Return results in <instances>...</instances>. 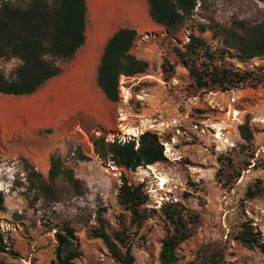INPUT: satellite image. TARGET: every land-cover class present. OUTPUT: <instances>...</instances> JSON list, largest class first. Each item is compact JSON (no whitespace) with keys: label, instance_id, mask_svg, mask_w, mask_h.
<instances>
[{"label":"rangeland","instance_id":"1","mask_svg":"<svg viewBox=\"0 0 264 264\" xmlns=\"http://www.w3.org/2000/svg\"><path fill=\"white\" fill-rule=\"evenodd\" d=\"M2 1L7 0H0V3ZM195 12L196 15L187 20L175 36L153 32L144 35L146 41L139 39L136 43L135 47L145 44L151 48L152 67L148 73L153 77L144 78L135 91L158 84L162 90H158L159 100L146 91L141 96H134L131 102L135 111L150 123H165V130L158 132L160 134L154 132L161 139L164 154L165 144L173 145L172 138H179L172 153L168 157L165 155L167 162L153 166L162 177L183 183L187 191L178 194L176 205L199 216L197 223L189 224L191 237L176 251L178 264H208L203 260L206 250L209 254L222 252L223 259L219 264H264V253L248 250L234 238L240 225L249 222L264 241V57L243 60L233 52L226 58V66L255 71L263 80L256 88L222 92L215 88L196 90L192 86L190 67L176 51L184 49L190 35L205 38L215 49L221 38L211 29L210 19L222 27L230 26L233 21L258 22L264 19V3L258 0H211L203 11L199 10L198 4ZM166 61L174 69L168 82L164 80L168 76L164 77L161 69ZM20 65L18 59H0V71L6 77H11ZM138 82L134 80L133 83ZM131 83L123 82L121 77L120 85L128 88ZM126 95L127 90H121V99ZM157 101L159 105L155 104ZM120 104L123 103L120 101ZM134 122L132 125H136ZM194 124L205 128L208 136L199 139L193 134L196 133ZM245 124L254 137L250 142L241 136L240 128ZM125 132L116 125L112 135L106 134L105 138L130 135ZM216 133L220 140L214 137ZM87 135L97 153L93 140L102 135ZM231 143L235 147L230 148ZM54 154H58L64 167L85 183L83 196H73L62 186L60 201L54 197L38 199L27 189L25 158H6L4 145L0 142V191L5 196L6 207L5 211H0V238L3 239L0 264L55 263L57 235L67 227L73 230L75 248L80 253L73 264H121L101 239L90 237L99 217L109 233L126 232V243L131 246L137 264H160L162 245L174 234V227L162 213V206L169 204L161 199L166 191L160 189L148 166L139 167L126 176L130 185H143L149 199L146 207L153 211V216L138 230L131 224L130 213L119 205L121 186L107 182L79 130ZM239 174L241 176L237 178ZM48 176L49 173L43 175L46 181ZM250 189L258 190V195L248 198Z\"/></svg>","mask_w":264,"mask_h":264},{"label":"trees","instance_id":"2","mask_svg":"<svg viewBox=\"0 0 264 264\" xmlns=\"http://www.w3.org/2000/svg\"><path fill=\"white\" fill-rule=\"evenodd\" d=\"M211 0H148L150 16L172 36L182 29L185 22L205 10ZM264 3V0H258ZM86 0H7L0 3V59H18L21 65L11 77L0 71V93L10 96H31L40 91L51 79L62 74L63 64L72 62L80 48L86 42L87 26ZM211 29L221 38L220 45L213 49L203 37L189 36L184 49H176L180 59L190 67L192 86L196 90L215 88L222 92L247 87L256 88L262 83V75L255 71H241L224 64L233 52L243 60L264 57V19L249 23L233 21L230 26L222 27L210 19ZM205 32V27H202ZM138 32L121 29L108 41L98 71V86L112 103L121 100L120 80L122 76L136 77L147 74L148 61L138 59L132 54ZM200 61L201 65H196ZM162 74L168 82L174 69L166 61L161 66ZM170 73V75H168ZM246 142L253 140L248 125L240 128ZM96 152L112 159L122 167L136 171L139 167L166 163L164 147L160 137L154 133H145L138 139L121 144L106 142L105 136L94 138ZM82 155L80 154V157ZM84 158V157H82ZM51 168L48 181L26 159L24 169L27 173L28 191L39 199L55 198L60 201L65 186L73 196H83L85 183L76 178L73 171L64 167L58 154L50 158ZM231 163V162H230ZM241 175H237L239 178ZM60 188V189H58ZM259 191H248V198H254ZM119 205L130 213L131 224L138 230L153 216L146 205L148 196L143 185H130L127 179L118 193ZM5 196L0 191V211H5ZM162 213L173 225L174 234L162 245L160 264H178L176 251L191 237L189 224L197 223L199 216L184 207L166 203ZM98 225L92 229L90 237L101 239L111 255L121 264H137L131 246L126 243L125 231L109 233L101 217ZM248 250L264 253V241L260 232L246 222L234 237ZM75 235L71 228H64L57 235V261L53 264H73L80 256L75 248ZM3 239L0 238V249ZM222 252H204L203 260L208 264H219ZM189 264H195L194 262Z\"/></svg>","mask_w":264,"mask_h":264},{"label":"crops","instance_id":"3","mask_svg":"<svg viewBox=\"0 0 264 264\" xmlns=\"http://www.w3.org/2000/svg\"><path fill=\"white\" fill-rule=\"evenodd\" d=\"M86 4V42L72 62L63 64L62 74L31 96L0 93V142L4 145V156H21L44 176L50 171L51 156L62 148L78 127L87 134L102 136L115 130L119 103L110 102L98 86L104 50L114 34L121 29L135 30L138 32L136 43L139 39L146 41L148 33L168 34L164 27L152 20L148 0H86ZM150 49L140 44L132 49V54L148 61L151 68ZM147 77L153 76L147 73L128 80L132 82L128 86L132 98L150 91L149 95L159 100L158 90H162L159 84L135 91ZM134 80L139 82L133 83ZM48 130L56 133H44ZM172 139L179 142L177 136Z\"/></svg>","mask_w":264,"mask_h":264},{"label":"built area","instance_id":"4","mask_svg":"<svg viewBox=\"0 0 264 264\" xmlns=\"http://www.w3.org/2000/svg\"><path fill=\"white\" fill-rule=\"evenodd\" d=\"M133 77H123L122 79H125V81H128L132 79ZM133 79H138L134 77ZM122 82V81H121ZM124 82V81H123ZM120 89L122 91L127 90L128 96L126 95L123 99H121V103L119 105V108L117 110L118 116H117V127L120 129L122 132H125L127 130V134L131 133L132 135H114L112 138L107 137L106 142L114 143L116 140L118 143L125 144L131 141L132 139H135L138 145V139L141 135L145 133H150V132H162V130H165V123H150L149 120L143 118L141 115H139L135 109L134 106L132 105V94L124 86V84L120 85ZM141 100H143V97ZM135 121V122H134ZM136 123V125H132V123ZM176 123V122H175ZM169 127V125H168ZM167 128V127H166ZM193 129L196 131V133H193L199 137V139H204L206 136H208V133H206V129L200 127L198 124L193 125ZM79 132L83 135L85 138L86 142L88 143L90 147L91 154L95 157L97 162L99 163L103 175L105 179L107 180L108 183H116L118 186H121L123 183V178L129 174V173H134V171L129 170L125 167L119 166L113 159L112 156H108L106 158H103L100 156L98 153H95L93 143L89 141V137L82 130L80 127H78ZM125 130V131H124ZM126 133V132H125ZM155 134V133H154ZM160 134V133H158ZM180 134V133H177ZM112 135V134H110ZM218 134L216 133L214 137L217 140H220V138L217 136ZM133 136V137H132ZM173 145L170 142H167L165 144V155L168 157V154H171L172 149L175 147L177 144L174 139H172ZM228 143V140H227ZM226 143V144H227ZM171 145L173 147H171ZM230 148L235 147L234 143L229 144ZM168 148H170L171 151L167 152ZM175 149V148H174ZM168 182L163 185L162 191H166L164 193V196L161 195L162 202H169L171 204H178L179 203V198L178 194L186 192L187 189L184 187L183 183L175 181L174 178H167Z\"/></svg>","mask_w":264,"mask_h":264},{"label":"bare ground","instance_id":"5","mask_svg":"<svg viewBox=\"0 0 264 264\" xmlns=\"http://www.w3.org/2000/svg\"><path fill=\"white\" fill-rule=\"evenodd\" d=\"M126 134H127V132H126ZM129 134L132 135L131 133H129ZM217 136L219 137V133H218ZM169 151H171L170 148H168L167 152H169ZM148 169L152 173L151 175H154L155 178L158 180L160 189H163L162 186L165 185L168 182L167 178L166 177H162L160 174H158L153 166H148Z\"/></svg>","mask_w":264,"mask_h":264}]
</instances>
